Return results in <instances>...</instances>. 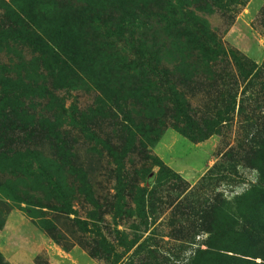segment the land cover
I'll use <instances>...</instances> for the list:
<instances>
[{
	"label": "rangeland",
	"instance_id": "obj_1",
	"mask_svg": "<svg viewBox=\"0 0 264 264\" xmlns=\"http://www.w3.org/2000/svg\"><path fill=\"white\" fill-rule=\"evenodd\" d=\"M0 5V264H264V0Z\"/></svg>",
	"mask_w": 264,
	"mask_h": 264
},
{
	"label": "trees",
	"instance_id": "obj_2",
	"mask_svg": "<svg viewBox=\"0 0 264 264\" xmlns=\"http://www.w3.org/2000/svg\"><path fill=\"white\" fill-rule=\"evenodd\" d=\"M3 5V4H2ZM1 8V5H0ZM27 35L28 36H34V31L32 30H28L27 31ZM36 41L37 45V51L41 52V55L45 58H50L55 56L56 51H54L55 48V43H53V41L51 40L50 37H43L41 34H37L35 38H31V40H29V44L32 45L34 42ZM15 96L12 95H4L0 97V109H5L7 110L8 106H11L12 101L15 99ZM85 219H90V216L87 215V217ZM154 246V245H153ZM152 248V251L154 253H159L162 252L160 247L158 246H154ZM128 250V248H125V251Z\"/></svg>",
	"mask_w": 264,
	"mask_h": 264
}]
</instances>
